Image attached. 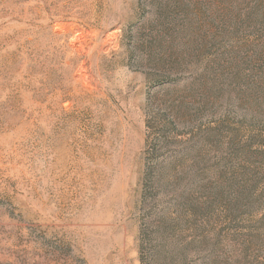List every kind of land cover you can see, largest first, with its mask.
Returning <instances> with one entry per match:
<instances>
[{"label": "rangeland", "instance_id": "374dc122", "mask_svg": "<svg viewBox=\"0 0 264 264\" xmlns=\"http://www.w3.org/2000/svg\"><path fill=\"white\" fill-rule=\"evenodd\" d=\"M221 1L0 0V264H264V39Z\"/></svg>", "mask_w": 264, "mask_h": 264}, {"label": "trees", "instance_id": "16d2710c", "mask_svg": "<svg viewBox=\"0 0 264 264\" xmlns=\"http://www.w3.org/2000/svg\"><path fill=\"white\" fill-rule=\"evenodd\" d=\"M219 5L221 7L216 13L219 27H230L235 42L236 37H244L247 41L252 36L264 39V0H222ZM244 9L247 11L243 12ZM248 55L244 57H249L250 62L262 59L258 52Z\"/></svg>", "mask_w": 264, "mask_h": 264}]
</instances>
